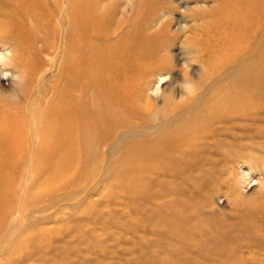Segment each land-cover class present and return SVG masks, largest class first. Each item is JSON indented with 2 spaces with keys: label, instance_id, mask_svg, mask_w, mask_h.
Listing matches in <instances>:
<instances>
[{
  "label": "bare ground",
  "instance_id": "bare-ground-1",
  "mask_svg": "<svg viewBox=\"0 0 264 264\" xmlns=\"http://www.w3.org/2000/svg\"><path fill=\"white\" fill-rule=\"evenodd\" d=\"M171 1L131 0L128 6H122L119 0H0V44L3 45L0 77H11L16 86V89L8 91L0 82V264L21 263L16 259L5 261L7 258L4 257L27 256L40 248L42 245L37 247L38 244L33 241L47 239L48 230L40 228L36 232L30 227L39 220L50 218V210L64 202L68 204L85 197L88 201L92 197L91 191H96L95 187L108 178L105 173L134 164V169L130 168L134 174L131 177L127 175L125 180L135 184L136 180L139 181V173L146 178L143 188H134L137 196L140 194L142 198L149 199L162 195V191L170 192L167 189L172 185L163 189L165 182L159 177L185 174L187 167L192 171L191 162L194 159L209 160L221 153L219 146H233L231 139L242 140L245 138L242 135L257 121H264V79L257 80V65L264 64V0H178L176 3L172 1L174 4ZM192 2L195 4L192 5ZM180 10L182 15L175 17V11ZM171 24L177 25L176 33L171 32ZM178 43L179 51L173 53L171 49ZM257 51L261 53L258 63ZM195 64H199V70L193 69ZM246 67L251 70L248 75L225 77L230 68ZM175 75L179 76L178 79ZM162 78L168 79L171 84L180 81L191 87L185 90L181 85L184 91L181 94L165 93L159 88L153 90L151 84L160 83ZM246 137L257 140V153L264 151V126ZM246 148L235 150V162L228 160V168L234 167L236 161L247 158L243 155ZM260 162L264 166V157L260 158ZM212 171L211 174L215 173ZM247 175L243 172V177ZM205 176L208 177L207 174ZM120 178L113 180V185L122 186L124 176ZM176 186L178 190L180 185ZM179 194L181 199L184 198L182 193ZM206 194L207 198L212 197L211 192ZM111 196L113 199L114 195ZM174 198V203L181 201ZM156 201L159 202L158 199ZM165 206L167 209L163 210L167 211L169 207ZM185 207L179 211H167L169 214L163 222L174 228L167 229L165 226L162 229L160 218H155L165 242L170 243L182 235L179 223L176 225L181 219L184 230L189 231L194 214L186 215L188 207ZM110 209L108 207L107 210L110 212ZM107 210L104 214L108 213ZM117 211L110 213L116 215ZM85 214L84 218L90 219ZM98 218L100 221L101 217ZM154 221L149 217L148 224L155 227ZM73 228L71 226L70 230L73 231ZM256 234L257 247L264 251V232ZM97 235H93L94 238ZM185 237L196 243L195 238ZM68 241L65 240L67 244ZM95 241L93 244L97 245ZM92 248L95 250L96 247L93 245ZM216 258L218 262L219 257ZM141 263L144 264V261L141 260Z\"/></svg>",
  "mask_w": 264,
  "mask_h": 264
},
{
  "label": "rangeland",
  "instance_id": "rangeland-1",
  "mask_svg": "<svg viewBox=\"0 0 264 264\" xmlns=\"http://www.w3.org/2000/svg\"><path fill=\"white\" fill-rule=\"evenodd\" d=\"M119 1H120L122 6H128L131 0H119ZM172 1L176 3V1H178V0H172ZM194 4H195V2L194 3L192 2V5H194ZM182 12H183L182 10L175 11V13H174L175 17H180L182 15L181 14ZM156 27H158V25H156ZM176 28H177V25H174V24L170 25L171 32L176 33L177 32ZM0 47H1L0 48V51H1L3 45L0 44ZM173 48L171 49L173 51V53H178L179 48H180V44L178 43ZM260 54H261L260 51H257V63L259 62V55ZM198 68H199V64H195V67L193 69L199 70ZM250 71L251 70H250L249 67H246V68H234V69L230 68L228 70V72L226 73L225 77L233 78V77H237L238 75H241V74L248 75L250 73ZM175 73H177V75H178V73H179L178 70H176ZM177 75H175V76H177ZM178 77L179 76H177L175 78L178 79ZM258 79H264V64H260L259 66L257 65V80ZM1 81H2L3 86L8 91H12V90L16 89V86L14 84V80H12L11 77H7L6 79H4V78L2 79V77H0V82ZM150 87L153 90H155L156 88H159V90L164 91L165 93H169V92L173 93L174 92V94L175 93L176 94H178V93L181 94V92H184V91L181 90V82L180 81H176L175 83L171 84L168 81V79H165L163 81V83L160 82V83L151 84ZM261 126H264V121L263 120L262 121H257V124H255L253 128H251L249 131H246L242 135V137L245 136V138H243L240 141H237L239 139H235V140L231 139L233 144H234L233 146H230V145H227L225 147L219 146V148L221 149V153L213 155L212 157H210L209 160L194 159L191 162V163H193V165H192L193 167H191V168H193V170L191 171V169L189 167H187L186 173L184 172L186 175L185 174H181V175H179V174H176V175L171 174V175H167L165 177H162V176L159 177L160 181L165 182V183L168 182L167 183L168 185L166 184V186H165V183H164V186L162 185L163 183L160 184V185H162L164 187L163 189H165L167 186L169 187L170 184L174 187L173 188L172 186H170L169 189L166 188L167 191L169 190L170 192H173V194L170 193V192H167L168 193L167 194L166 190H165V191H162L163 192L162 195L161 194H157V195H155L152 198L149 197V199L142 198L140 196V194L137 196L138 192L136 193V190H138L139 188L140 189L143 188V186L146 184V178H144V176H145L144 174L141 175V173H139L140 177L141 176L142 177L138 178L139 181L136 180L137 183H135V184L133 183L132 184V182H130L128 180H125V178L127 179V177H128L127 175H129V177H131V175L134 174V171L132 170V172H131V169H130V168L134 169L133 168L134 164L122 166L121 168H119V170L113 171L110 174H106L105 173L106 178L108 177L106 180H108V181L104 180V181H106L105 183L103 181L102 184L96 186L95 190L97 192L92 189L93 190V191H91V196L92 197L89 198L88 201H87L88 198L85 197L84 199L83 198H79V199H76L74 201H70V202H68V204H67V202H64L60 206H58V207L56 206V207H54L53 209L50 210V212H49L50 218L46 219L45 221L43 219H42V221L39 220L37 222L38 224L35 223L36 225L34 224L33 226L30 227L31 229H35L36 232L40 228H45V229L48 230L49 234L46 236L47 239L46 238H44V239L38 238V239L33 241L34 243L38 244V246L35 244L37 247L42 245V246H40V248H36L37 249V250L35 249L36 251H34L31 254H28L27 256H25L26 254L21 255V257L20 256L11 255V256L4 257V258H7V259H4V260L5 261H14L16 259V261H20V262L22 261L21 263L18 262L16 264H22L24 262L23 259L24 260L26 259L25 262H24L25 264H73L74 260H75V264H78V263H80V264H84L85 263L86 264L89 261L90 262L88 264H90V263L91 264H110L109 261H111V264H121V263H123V264L124 263L125 264H127V263L128 264H143V263H141V260L144 261V264H148V263L150 264L151 262H152V264H156V263L157 264H173V263L181 264L182 261H183L182 264H187V263L189 264L190 262H191V264L192 263L193 264H195V263L196 264L197 263L198 264L199 263L200 264L201 263H203V264H214V263L215 264H220V263L221 264H224V263L225 264H236V263L237 264L238 263L239 264H264V251H262L259 247H257V243H256L257 240H255V239H257V234L256 233H259V231L264 232V166L260 162V158L264 157V151L262 153H260V152L257 153V140H254L252 138L250 139V138L246 137V136H252L253 134H255L256 129L260 128ZM242 147H247L246 149H243L244 150L243 155L247 156V158L241 159L240 162L236 161V163H234L235 164L234 167H229L228 168V166H227L228 162L227 161L228 160H231V161L233 160V162H235V159H236V156L234 155L235 154V150L240 149ZM130 166H132V167H130ZM208 169L210 171H208ZM211 170H214L212 172H215V173L211 174L210 173ZM117 171H119V172H117ZM127 172H129V173H127ZM243 172H246L249 175H247L246 177H243ZM252 173H253V175H250ZM206 174L208 175V177L205 176ZM109 176H111V177L109 178ZM123 176H124V181H125L124 184L125 185L123 184L122 186H124V187H122V186L117 187V185H115V184L113 185V183H114V181H116V179H118L120 177H123ZM137 176H139V175H137ZM192 176H193V178H192ZM103 177H104V175H103ZM152 177H156V175L155 176L152 175ZM140 179H142V180H140ZM190 180L191 181L193 180V181L191 182ZM127 182H128V184H127ZM174 182H175L176 185H180V187L183 186V188L181 189L178 186V188H179L178 190L181 189L180 191H178L177 188L175 189V187H177V186L174 184ZM138 183H139V185H138ZM182 183L185 186L187 185V187H184V185H182ZM130 184H132V185H130ZM103 185H105V186H103ZM134 188L136 190H134ZM156 188H154V190H156ZM173 189H175L176 192H174ZM189 190H191V191H189ZM184 191H186V192L184 193ZM208 191L212 193V197L210 199L206 197L207 196L206 193ZM120 192H122V194ZM123 192H125V193H123ZM179 193H182V196L184 195V198L181 196L182 197V199H181ZM104 194H106V195H104ZM123 194H126V195H123ZM127 194H128V196H127ZM164 194H165V197H164ZM188 194H190V195H188ZM191 194H192V196H191ZM216 194H218V195H216ZM108 195H109V198L111 200L108 198ZM111 195H114V197H113L114 200L112 199ZM174 197H176V198H174ZM105 198L108 199V201ZM138 198H139V200H138ZM173 198L176 199L175 201L181 200V201H177L178 203L179 202H181V203L179 205H176L178 203L177 202L174 203ZM82 199L84 201H82ZM157 199H158L159 202L156 201ZM162 199H164V202H163ZM165 199L168 201V203L166 202L167 204L165 203ZM169 200H171V201L169 202ZM232 200H235V201H233L234 203L232 202ZM115 201L117 203H115ZM212 201H213V203H212ZM104 202L106 204H104ZM130 202H131L132 205L130 204ZM143 203H144V205H143ZM215 203H216V206H215ZM91 204H92V207H91ZM155 204L158 207H155L154 206ZM173 204H175V205H173ZM181 204L183 206L182 209H181L182 206H180ZM93 205H95V206H93ZM98 205H100V206H98ZM149 205H151V209H150ZM152 205L154 206L153 208H152ZM165 205H167V207H169L168 210H171L172 212L175 211V210H178V211L179 210H183V209L186 208L185 206L187 205V207H188L187 210L188 211H186V215H193L194 214V217H192V221H191V222H193V224L190 226V228L188 229L189 231H187V232L183 228L184 224L182 225V223H183L182 220L183 219H181V220L178 219L179 220V221L177 220L178 222L176 221L177 222L176 225L178 226V223H179L178 227L180 229H182V235L183 234L184 235L183 236L182 235H178V237L174 238V240H172L173 242L171 241L170 243L169 242H165L163 240V235L161 237L162 232H159L161 230V227L163 229L166 226L165 223L163 222V219L169 214L167 212L168 210L164 211L165 209H167ZM171 205H172V207H171ZM78 206H79V210L77 209ZM138 206H144V207L140 208ZM173 206H175V207H173ZM81 207L83 209H81ZM108 207H109V209L111 208L110 212H112V211L116 212V210H118L117 213H115L116 215H114V213L112 215L107 210ZM191 207H193L194 209L191 208ZM120 208H122V209H120ZM154 208L155 209L159 208V210L158 209L154 210ZM163 208H164V210H163ZM57 209H58V212H56ZM148 209H149V211H148ZM172 209H175V210H172ZM229 209H231L233 211L231 212V210L229 211ZM74 210H76V211H74ZM106 210L108 211V213L111 216L108 213L104 214V211H106ZM136 210H138V211L136 212ZM150 210H152V211H150ZM236 210H237V212H236ZM158 211H160L164 216L161 213H160L161 214L160 215L158 213ZM162 211H164L165 214ZM85 212L87 214H85ZM118 212H119V215H118ZM244 212L246 213V215H245ZM239 213H240L241 216L239 215ZM84 214L85 215H89V218L91 219L92 222L90 221V219L86 220L85 219L86 217L84 216ZM127 214L128 215L130 214L129 217H128ZM146 214H147V216H146ZM197 214H199V215H197ZM154 215H155V217H154ZM195 215L199 216V217H197V218H199V220L196 218ZM221 215H223V216H221ZM250 215H251V217H250L251 219L249 218ZM64 216H65V218H64ZM69 216H70V218H71V216H73V217L70 219V218H68ZM82 216H83V218H82ZM157 216L160 219L157 218ZM216 216H217V219H215ZM54 217L56 219H53ZM98 217H101L100 218V221L102 220L101 222L99 221ZM149 217H150V219L152 221H154L156 219L157 220L159 219V221L162 223V224H160L161 227L159 226V222H155V221H154V224L156 223L155 227H151L148 224ZM152 217L154 219H152ZM253 217L256 218V219H254ZM79 218H80V220H78ZM87 218H88V216H87ZM220 218H222V220ZM60 219H63V220H60ZM66 219L69 220L68 221L69 224L66 222L67 221ZM73 219H74V221L72 222ZM115 219H116V221H115ZM123 219L124 220L126 219V220L123 222L122 221ZM132 219L136 220L137 223L135 224L136 221L133 222ZM218 219L220 221H218ZM48 220H50V222ZM76 220H77V222H76ZM93 220H94V223H93ZM103 220L106 221L107 224H104ZM227 220H229V221H227ZM95 221H96V224H95ZM195 221H198V222L194 223ZM222 221H223V225H221ZM70 222H72V223H70ZM74 222H76L75 223L76 225L74 224ZM122 222L124 224L123 225L124 227L121 225ZM126 222H127V224H125ZM227 222L230 225H231V223L233 225L230 226ZM157 224H158V226H157ZM74 225L76 227V228L74 227L76 229L75 231H74V228H73ZM100 225H101V227H100ZM133 225H134V228H136L135 231H134ZM218 225L220 227L222 226L221 227L222 229L219 228ZM228 225H229L230 228L228 227ZM26 226L27 225L25 224V227ZM71 226L73 228V231L70 230ZM171 226L172 225H167L166 228L167 229L174 228V226H172V227ZM79 227H81V230L79 229ZM91 227H92L93 232H92V230L89 231L91 229ZM62 228H65V229L62 231ZM247 228H249V229H247ZM66 230H68V231H66ZM69 230H70V232H69ZM156 230H157V232L155 233ZM197 231H200V233L197 234L196 233ZM225 231H228V232L226 233ZM71 232H73V234ZM91 232L95 236H96V234H98L97 235L98 237L94 238L95 236H93V235L90 236L89 234H91ZM78 233H79V235H78ZM223 233H224V235H223ZM229 233H232V234H229ZM166 234H168V233H166ZM166 234H164V235L166 236ZM210 234H211L212 238L210 237ZM225 234H227V236L228 235L229 236L227 237ZM65 235L66 236L69 235V237H66ZM87 235L89 236V238H85V237H88ZM101 235H102V237H101ZM212 235H214V236H212ZM251 235L252 236L254 235V236L251 237ZM76 236H77V238H76ZM185 236H187L189 239L195 238V240H196L195 242L196 243H194L193 240L186 239ZM216 236H218V238H215ZM90 237H92V239H90ZM183 238H184V240L181 241V239H183ZM68 239H69V241H68V244H67L66 242H67ZM84 239H86V240H84ZM88 239H90L89 240L90 242H87ZM93 239L97 240V242L95 241L97 245H95V243L93 244V242H94ZM65 240H66V242H65ZM92 240H93V242H92ZM150 240H151L150 243L153 242L154 244H157V245H154L153 243H152L153 245L152 244L150 245V243H149ZM155 240H157V241H155ZM70 241H72V244H71ZM220 241L224 242V244L221 243ZM159 242L162 245V247L164 248V250L161 247V245L159 244ZM189 242H190V244H189ZM235 242L237 243V245L233 246V245L236 244ZM238 242H239V245H238ZM46 243H48V244H46ZM77 243H79V244H77ZM90 243H92V244H90ZM180 243L182 244V246H181ZM202 243L204 244L205 248L203 247ZM216 243H217V245H216ZM229 243H230V245H229ZM164 244L168 248L166 246H164ZM176 244L178 246H176ZM222 244L224 246L223 250H222ZM231 244H233V245H231ZM93 245H94V247H96L95 250H94V248H92ZM102 245H104V246H102ZM158 245H160V246H158ZM63 246H64V248H63ZM65 246H67V247H65ZM139 246H140V248H139ZM141 246H142V248H141ZM148 246H149V248H148ZM179 246L182 247V248H180ZM206 246H208V247L210 246V247L208 248ZM225 246H227V247H225ZM242 246H243V248H242ZM71 247H72L73 251L70 250ZM98 247H99V249H98ZM100 247L103 248V249H101ZM152 247H154L153 251H152ZM159 247H161V249ZM165 247L167 248L168 251L166 250ZM213 247H215L216 251H213V250H215ZM237 247H239V248H237ZM76 248H77V250H75ZM78 248H79V250H78ZM175 248H177V249H175ZM206 248H208V250ZM64 249H66V250H64ZM145 249H147L146 250L147 252H149V250H151V251L149 253H147V252H145ZM193 249H195V250H193ZM228 249H229L230 252L228 251ZM124 250H125V252H124ZM155 250H157V252ZM172 250H173V252H172ZM192 250H193L194 253H192ZM238 250H239V252H238ZM63 251H67V252H63ZM78 251H79V253H78ZM126 251L127 252L129 251L130 253L129 252L126 253ZM143 251L145 252L146 256L144 255ZM158 251L160 253H158ZM184 251L187 254L190 253L191 255L190 254L189 255L191 257H188L189 255H187ZM218 251L221 252V253H219ZM236 251H237V253H236ZM100 252L102 253V255H101ZM168 252H170V254L171 255L173 254V255L170 256V254ZM177 252H179V253H177ZM215 252H216L217 256L219 257L218 262L216 260L217 256H215ZM34 253H36L35 254L36 256L33 255ZM63 253H65V254H63ZM150 253L153 254V257L151 256ZM156 253H157V255H156ZM165 253H168V255H166ZM181 253H183V254H181ZM196 253L197 254L199 253L198 256H197ZM205 253H210L213 256H211V255L209 256L208 254L206 255ZM231 253H233V254H231ZM141 254H142V256H141ZM178 254L180 256H178ZM195 254H196V257H195ZM30 255L31 256H35V257H31ZM123 255H125V258H123ZM128 255H129V257H128ZM132 255H135V256L133 257ZM137 255H139V256H137ZM220 255H221V257H220ZM230 255H231V257H230ZM28 256H29V258H27ZM41 256H43V257H41ZM119 256L121 257L120 260L118 259ZM155 256L157 258L159 257L160 260H161V258L163 259V257H164L165 260L164 259H163L164 261L161 260V262H162L161 263L159 259H156V258L154 259ZM18 257H20L19 258L20 260L18 259ZM24 257H26V258H24ZM135 257H137V258H135ZM199 257L202 258V260ZM27 259H28V262H27ZM41 259H43V260H41ZM134 259H136L138 262H136V260H134ZM178 259H180V260L178 261ZM187 259H191V261H189V260L187 261ZM118 260H119V262H118ZM125 260L128 261V262H125ZM145 260H147L148 262H145ZM155 260H157V261H155ZM158 260H159L160 263L158 262ZM173 260H175V261L173 262ZM176 260L178 262H176ZM97 261H98V263H97ZM112 261L113 262L115 261L116 263H113ZM237 261H239V262H237Z\"/></svg>",
  "mask_w": 264,
  "mask_h": 264
},
{
  "label": "clouds",
  "instance_id": "clouds-1",
  "mask_svg": "<svg viewBox=\"0 0 264 264\" xmlns=\"http://www.w3.org/2000/svg\"><path fill=\"white\" fill-rule=\"evenodd\" d=\"M190 71H191V69H190ZM164 79H166V78H162V80H161V82L163 83V80ZM181 85H183V87H184V89L185 90H187L188 88H190L191 87V85H188V84H184V82L183 83H181Z\"/></svg>",
  "mask_w": 264,
  "mask_h": 264
}]
</instances>
